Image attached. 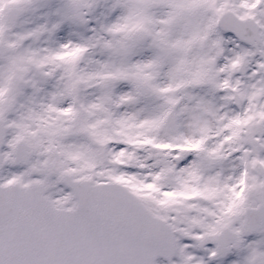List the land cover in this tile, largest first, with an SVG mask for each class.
<instances>
[{
	"label": "snow or ice",
	"instance_id": "1",
	"mask_svg": "<svg viewBox=\"0 0 264 264\" xmlns=\"http://www.w3.org/2000/svg\"><path fill=\"white\" fill-rule=\"evenodd\" d=\"M0 264H264V0H0Z\"/></svg>",
	"mask_w": 264,
	"mask_h": 264
}]
</instances>
